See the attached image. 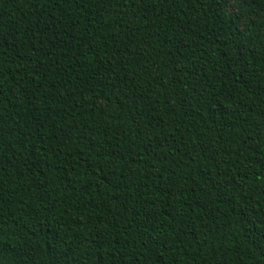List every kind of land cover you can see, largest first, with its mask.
I'll use <instances>...</instances> for the list:
<instances>
[{
	"label": "trees",
	"instance_id": "trees-1",
	"mask_svg": "<svg viewBox=\"0 0 264 264\" xmlns=\"http://www.w3.org/2000/svg\"><path fill=\"white\" fill-rule=\"evenodd\" d=\"M231 1L0 0V264H264V0Z\"/></svg>",
	"mask_w": 264,
	"mask_h": 264
},
{
	"label": "rangeland",
	"instance_id": "rangeland-1",
	"mask_svg": "<svg viewBox=\"0 0 264 264\" xmlns=\"http://www.w3.org/2000/svg\"><path fill=\"white\" fill-rule=\"evenodd\" d=\"M238 4H239V0H236V2H234V0L231 1V3H230V11H231L232 14H237L239 12ZM245 21H247V20L246 19H241L240 20V23H241L242 27H244Z\"/></svg>",
	"mask_w": 264,
	"mask_h": 264
},
{
	"label": "snow or ice",
	"instance_id": "snow-or-ice-1",
	"mask_svg": "<svg viewBox=\"0 0 264 264\" xmlns=\"http://www.w3.org/2000/svg\"><path fill=\"white\" fill-rule=\"evenodd\" d=\"M234 2H236V0H234Z\"/></svg>",
	"mask_w": 264,
	"mask_h": 264
}]
</instances>
